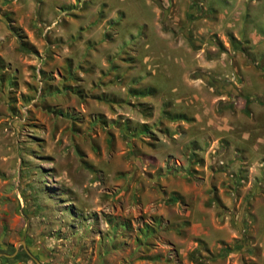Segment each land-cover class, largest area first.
<instances>
[{
    "label": "rangeland",
    "instance_id": "rangeland-1",
    "mask_svg": "<svg viewBox=\"0 0 264 264\" xmlns=\"http://www.w3.org/2000/svg\"><path fill=\"white\" fill-rule=\"evenodd\" d=\"M3 152L0 264H264V0H0ZM193 190L235 236L182 256Z\"/></svg>",
    "mask_w": 264,
    "mask_h": 264
},
{
    "label": "crops",
    "instance_id": "crops-1",
    "mask_svg": "<svg viewBox=\"0 0 264 264\" xmlns=\"http://www.w3.org/2000/svg\"><path fill=\"white\" fill-rule=\"evenodd\" d=\"M9 160H12V156H8L7 152L0 154V230H15L20 228L23 223L24 195L21 191L22 186H18L20 183L18 176L12 177L3 173ZM189 195L188 205L185 209L186 221L189 224L184 229L186 231L184 237L175 240L176 244L180 245V254L182 256L187 255L185 246L189 243H203L210 249L217 251L220 246L232 242L235 236L233 230L227 224L218 225L216 222L217 209L207 203L208 196L205 191L193 190V193ZM250 235L252 241H255L258 233L252 232ZM181 246L183 247L181 248ZM179 256L177 255L180 261Z\"/></svg>",
    "mask_w": 264,
    "mask_h": 264
},
{
    "label": "trees",
    "instance_id": "trees-1",
    "mask_svg": "<svg viewBox=\"0 0 264 264\" xmlns=\"http://www.w3.org/2000/svg\"><path fill=\"white\" fill-rule=\"evenodd\" d=\"M13 253H14V250L11 251V252H3V253H1V254H3V255H2V256H3L2 258H4V259H9V258L5 257V254L12 255ZM196 253H197V250H194V255H196ZM17 258H18V254H16V256L13 257V259H17ZM193 259L196 260L197 257L195 258V257L193 256ZM198 264H199V262H198Z\"/></svg>",
    "mask_w": 264,
    "mask_h": 264
},
{
    "label": "flooded vegetation",
    "instance_id": "flooded-vegetation-1",
    "mask_svg": "<svg viewBox=\"0 0 264 264\" xmlns=\"http://www.w3.org/2000/svg\"><path fill=\"white\" fill-rule=\"evenodd\" d=\"M15 253H16V252H14V254L12 255V258L16 256V254H15Z\"/></svg>",
    "mask_w": 264,
    "mask_h": 264
},
{
    "label": "water",
    "instance_id": "water-1",
    "mask_svg": "<svg viewBox=\"0 0 264 264\" xmlns=\"http://www.w3.org/2000/svg\"><path fill=\"white\" fill-rule=\"evenodd\" d=\"M24 246V245H23ZM16 250H17V247H16ZM28 253V252H27ZM29 254V253H28ZM35 262L38 264V262L35 260Z\"/></svg>",
    "mask_w": 264,
    "mask_h": 264
}]
</instances>
